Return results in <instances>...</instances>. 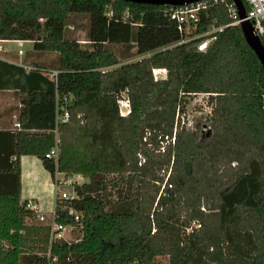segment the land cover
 Returning a JSON list of instances; mask_svg holds the SVG:
<instances>
[{
  "label": "trees",
  "instance_id": "16d2710c",
  "mask_svg": "<svg viewBox=\"0 0 264 264\" xmlns=\"http://www.w3.org/2000/svg\"><path fill=\"white\" fill-rule=\"evenodd\" d=\"M169 8L118 0H0V40L57 54L59 71L57 88L50 81L48 91L21 97L14 159L0 172L6 181L0 264H20L23 256L33 264H156L158 258L264 264V72L239 26L218 34L205 53L189 45L165 49L179 41ZM80 15L88 18L89 49L65 37L71 18ZM201 19L200 31L214 20L216 26L231 22L223 5ZM260 42L264 47V37ZM117 52L123 59L154 54L122 64ZM156 69L166 70L167 79L154 81ZM47 71L35 66L28 73L48 81ZM56 90L73 99L70 122L58 127ZM122 92L130 104L126 117L117 104ZM201 94L212 106L205 144L200 125L193 131L179 120L176 125L189 97ZM39 106L50 108V116L40 120ZM56 138L57 164L45 158ZM23 156L40 160L53 182L56 172L84 178L73 186L78 199L54 209L55 221L77 232L73 242L50 244L49 227L36 224L20 203ZM68 209L81 215L77 223Z\"/></svg>",
  "mask_w": 264,
  "mask_h": 264
},
{
  "label": "built area",
  "instance_id": "2783aa9c",
  "mask_svg": "<svg viewBox=\"0 0 264 264\" xmlns=\"http://www.w3.org/2000/svg\"><path fill=\"white\" fill-rule=\"evenodd\" d=\"M243 5L245 4V18L240 19L235 4L230 0H201L194 4L184 5L182 7H170L169 10L166 12V16L168 19L174 24L177 33L179 35V41L175 44L171 45L170 49L177 46H183V45H189L190 47L194 48L199 53H205L209 47L213 44V42L216 40L217 35L222 33L226 28L233 27V26H239L242 22H249L252 27L253 34L258 37L259 39L261 37H264V0H242ZM217 5H223L228 14L229 18L231 19V22L224 26H216L215 20L210 24L206 25L205 28L200 31V25L202 23L201 15L204 13L206 15V11L209 10L210 7L217 6ZM128 13L124 15V19L127 20ZM164 48L160 51H164ZM2 50V47L0 46V51ZM19 54H22V51H19ZM154 53H148L142 56H138L134 61L132 62H139L144 58H149ZM46 75L48 79L54 83L55 88H57L58 84V75L59 71L56 69L48 70L46 72ZM152 76L154 81H163L167 79V72L166 70L162 69H156L152 70ZM207 97L208 95H192L191 97ZM73 99L70 94L60 96L57 93V90L55 91L54 96V120L55 125L58 127L59 125H65L70 122L71 116H70V107L72 106ZM117 104L119 105V114L121 117H126L130 113V104L127 99L126 93L122 92L118 98H117ZM210 106V105H209ZM212 109V106H210ZM181 113H177L176 115V125L177 120L180 121V126L184 127L188 131L195 130L194 128H189L187 126V123L185 121L184 116H180ZM184 114V113H183ZM175 125V126H176ZM16 127L20 130L19 123L16 124ZM206 130H210V128L206 125L203 126ZM175 132L174 130L173 137L171 139V143H174L175 140ZM169 142L161 143L160 145V152H164L165 145ZM59 144L60 140L56 138L55 144L53 148L45 155V158L47 160H52L55 164H57L59 159ZM84 178L80 175H74V176H64L59 173H55L54 177V183L56 186V194H55V206L56 203H63V202H70L73 200L78 199L77 195L73 191L74 185H81L84 183ZM63 185H70L71 186V193L69 194L66 191H61L59 186ZM26 210H30L35 215V221H37L40 225L48 226L50 229V244L54 242L59 241H66L65 240V234L73 232L74 227L73 226H65L62 224H59L55 221L56 216L55 212H52V214L49 217H45L44 215L40 214V210L33 205L31 202H27L25 204ZM68 214L73 217L74 222H78L81 218V215L79 213L74 212L72 209H68ZM192 227L195 229L199 228V225L197 223H193ZM191 229L187 230V233H189ZM56 259L53 258L52 262H55ZM167 264V263H166Z\"/></svg>",
  "mask_w": 264,
  "mask_h": 264
},
{
  "label": "crops",
  "instance_id": "0c3cea01",
  "mask_svg": "<svg viewBox=\"0 0 264 264\" xmlns=\"http://www.w3.org/2000/svg\"><path fill=\"white\" fill-rule=\"evenodd\" d=\"M24 45H29L30 49L23 50ZM0 46L2 47L0 51V172H3L8 169L9 163L14 159L15 134L20 131L16 124L23 108L21 103L23 93L32 89L44 93L50 89L49 79L48 81L41 80L36 75L28 72L35 66L47 70L56 69L57 54H54L48 63V54L34 53L31 42L0 40ZM19 51H22V54H19ZM22 62H24V66L21 64ZM36 113H38L36 116L40 120H44V118L50 116V108L39 106ZM31 132L39 131L33 130ZM42 178L55 186L40 160L30 156L20 158V203L31 202L40 210ZM5 187L6 181L0 174V190ZM54 209L49 212V215L54 212ZM40 214L49 217L41 211ZM33 261L32 257L23 256L20 264H33Z\"/></svg>",
  "mask_w": 264,
  "mask_h": 264
},
{
  "label": "rangeland",
  "instance_id": "374dc122",
  "mask_svg": "<svg viewBox=\"0 0 264 264\" xmlns=\"http://www.w3.org/2000/svg\"><path fill=\"white\" fill-rule=\"evenodd\" d=\"M89 23L88 18L84 15L74 16L71 18V21L66 26L65 37L70 40L76 41L82 49H89V43L87 41V31H88ZM30 49L29 45H24L23 50ZM118 54V52H117ZM120 54V52H119ZM118 54V55H119ZM48 63L53 58L54 54L47 55ZM120 63L125 64L128 62L134 61L138 57H130L128 59H123L120 55ZM25 62V61H24ZM24 62L21 64L24 66ZM53 70V69H51ZM119 106V105H118ZM184 114H180V116L185 117V121L189 128H194L197 125L201 126V135L204 137L202 139V143H206L208 138L207 134L210 133V130L205 131L206 126V119L211 113V108L208 104V98L197 96V97H189L187 100V105L184 108ZM61 191H66L69 194L71 193V186L70 185H63L59 186ZM54 202H55V186L53 183H49L46 181L45 178H42V196L40 198V211L43 212L45 215L50 216L49 212L53 211L54 209ZM35 221V220H34ZM36 224L37 221H35ZM77 232H71L70 234H65V240L68 243H71L75 240ZM166 258H158L156 260V264H166Z\"/></svg>",
  "mask_w": 264,
  "mask_h": 264
},
{
  "label": "water",
  "instance_id": "95a60500",
  "mask_svg": "<svg viewBox=\"0 0 264 264\" xmlns=\"http://www.w3.org/2000/svg\"><path fill=\"white\" fill-rule=\"evenodd\" d=\"M126 3H132L137 5H151V6H169V7H182L184 5L194 4L201 0H118ZM232 1L237 10V14L240 19L245 18V8L242 0H230ZM240 30L242 36L252 50L256 58L258 59L261 68L264 72V47L262 46L260 39L253 34L251 24L247 21L240 24Z\"/></svg>",
  "mask_w": 264,
  "mask_h": 264
}]
</instances>
